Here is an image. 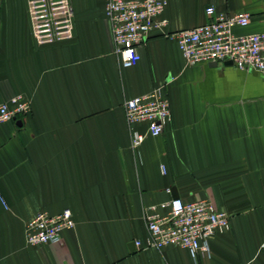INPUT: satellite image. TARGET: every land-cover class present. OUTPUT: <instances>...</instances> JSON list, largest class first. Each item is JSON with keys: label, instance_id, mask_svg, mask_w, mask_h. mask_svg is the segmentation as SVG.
Masks as SVG:
<instances>
[{"label": "crops", "instance_id": "1", "mask_svg": "<svg viewBox=\"0 0 264 264\" xmlns=\"http://www.w3.org/2000/svg\"><path fill=\"white\" fill-rule=\"evenodd\" d=\"M70 1L73 38L39 44L28 0H0V104L31 103L0 124V264H264V75L188 65L167 36L209 21L210 5L250 12L239 33L264 31V0H168V24L130 67L115 52L106 1ZM158 87L171 120L135 149L125 102ZM175 193L229 213L210 253L148 245L145 209ZM66 208L75 226L59 242L27 243L31 217Z\"/></svg>", "mask_w": 264, "mask_h": 264}, {"label": "built area", "instance_id": "2", "mask_svg": "<svg viewBox=\"0 0 264 264\" xmlns=\"http://www.w3.org/2000/svg\"><path fill=\"white\" fill-rule=\"evenodd\" d=\"M105 1L115 52L123 66H133L141 60L139 48L151 31L162 30L168 24V19L162 17L168 0ZM28 8L37 43L49 44L73 38L74 11L70 0H28ZM206 13L209 21L167 34L177 41L187 64L224 63L264 75V31H236L250 25L251 13L217 12L213 5L206 8ZM30 111L31 103L17 95L0 104V124ZM125 113L135 149L148 135H161L172 115L170 100L163 87L127 99ZM139 124L146 125V132L137 129ZM144 218L149 246L163 249L175 245L189 250L194 257L199 253H210V238L218 231L228 230L231 225L229 213L218 209L208 199L187 202L180 197L172 198L147 207ZM74 226L70 208L56 215L40 211L26 223V241L30 245L57 243L62 232ZM137 245L141 246L142 242L138 240Z\"/></svg>", "mask_w": 264, "mask_h": 264}, {"label": "water", "instance_id": "3", "mask_svg": "<svg viewBox=\"0 0 264 264\" xmlns=\"http://www.w3.org/2000/svg\"><path fill=\"white\" fill-rule=\"evenodd\" d=\"M214 64H218L216 62H213ZM178 197L177 193L174 194V198Z\"/></svg>", "mask_w": 264, "mask_h": 264}]
</instances>
